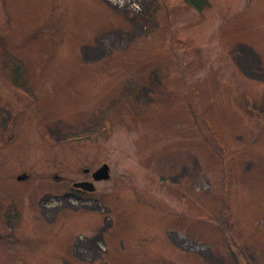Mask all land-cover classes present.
<instances>
[{"label": "rangeland", "instance_id": "obj_1", "mask_svg": "<svg viewBox=\"0 0 264 264\" xmlns=\"http://www.w3.org/2000/svg\"><path fill=\"white\" fill-rule=\"evenodd\" d=\"M207 5L0 0V264H264V0Z\"/></svg>", "mask_w": 264, "mask_h": 264}, {"label": "water", "instance_id": "obj_2", "mask_svg": "<svg viewBox=\"0 0 264 264\" xmlns=\"http://www.w3.org/2000/svg\"><path fill=\"white\" fill-rule=\"evenodd\" d=\"M110 179H111V170L108 165H103L93 174L94 183L107 182ZM94 183L77 184L75 185V188L83 189L85 191L93 193L96 191Z\"/></svg>", "mask_w": 264, "mask_h": 264}, {"label": "flooded vegetation", "instance_id": "obj_3", "mask_svg": "<svg viewBox=\"0 0 264 264\" xmlns=\"http://www.w3.org/2000/svg\"><path fill=\"white\" fill-rule=\"evenodd\" d=\"M96 170H97V169H96ZM96 170H90V169H86V170H84V175L86 176V179H85L84 181H82V182L77 183V184H87V183H92V182H93V174H94V172H95ZM77 184H74V185H77ZM74 190H75V192H74V194H72V195H75V193H79L80 195L77 196V198H78L79 200L83 199V197H86L87 195L92 194V193H88V192H86V191H84V190H82V189H74Z\"/></svg>", "mask_w": 264, "mask_h": 264}, {"label": "trees", "instance_id": "obj_4", "mask_svg": "<svg viewBox=\"0 0 264 264\" xmlns=\"http://www.w3.org/2000/svg\"><path fill=\"white\" fill-rule=\"evenodd\" d=\"M187 4L198 12H202L208 5V0H186Z\"/></svg>", "mask_w": 264, "mask_h": 264}]
</instances>
